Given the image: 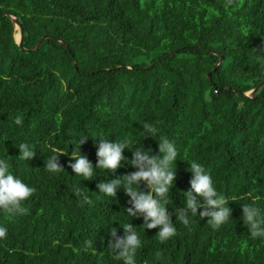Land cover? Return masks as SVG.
<instances>
[{
	"label": "trees",
	"instance_id": "1",
	"mask_svg": "<svg viewBox=\"0 0 264 264\" xmlns=\"http://www.w3.org/2000/svg\"><path fill=\"white\" fill-rule=\"evenodd\" d=\"M11 15L24 27L27 49L49 36L39 50L20 47ZM214 51L224 55L217 70ZM263 80L264 0H0V158L35 189L25 214L0 212L8 228L0 264H120L108 234L111 227L123 234L129 197L123 188L114 197L97 192L104 171L91 180L74 176L70 153L84 135L79 150L93 165L97 136L144 143L156 155L158 141L143 140L144 122L180 154L169 211L183 207L188 161L205 166L233 201L220 228L207 217L177 222L165 242L155 228L144 232L142 217L132 218L142 239L136 264H264V239L252 238L241 219L242 203L264 208V86L246 94ZM22 142L36 148L28 162L18 157ZM54 153L59 173L44 168ZM135 170L123 166L107 178Z\"/></svg>",
	"mask_w": 264,
	"mask_h": 264
},
{
	"label": "clouds",
	"instance_id": "2",
	"mask_svg": "<svg viewBox=\"0 0 264 264\" xmlns=\"http://www.w3.org/2000/svg\"><path fill=\"white\" fill-rule=\"evenodd\" d=\"M14 124L21 126L23 116L17 114ZM143 140L151 137L158 141V154L153 155L150 147L144 143L132 146L129 139L98 138L96 150L97 162L95 165L79 150V145L84 142V135L77 137L76 151H71L69 167L74 176L91 180L97 177L98 171L107 173L106 179L97 183L98 193L107 197H114L119 188H123L129 197L128 206L124 207L128 220L119 223L123 234H118L116 227H111L108 234L107 248L113 259L120 264H136V256L142 247L141 234L136 225L130 222L132 218L142 217L145 229H157L156 237L160 242H165L177 234L176 223L190 226L193 219L207 217V224L216 230L228 222L232 217L229 200L221 195L215 186L211 172L202 164L195 161L189 162V171L192 176L187 190H181L183 207L172 208L169 193L175 185L176 161L179 151L175 143L159 135L157 126L150 122L141 125ZM18 157L24 161L31 160L36 153V148L28 142L19 143ZM150 148V151L145 149ZM125 150L131 151V157L125 155ZM59 154L54 153L45 158L44 168L49 173H59L64 167L59 162ZM180 159V158H179ZM123 166H131L136 170L127 174L109 177V173ZM146 186V190L141 185ZM35 192L20 176L16 175L7 159L0 158V212L6 213L9 218L21 216L26 213L25 202ZM77 197L84 202H89V196L78 185L74 186ZM241 219L252 238L264 239V208L254 200L251 203H242ZM175 217L173 220L172 217ZM8 228L0 225V239L6 238ZM86 246L91 247L92 241H86ZM159 255V253H157Z\"/></svg>",
	"mask_w": 264,
	"mask_h": 264
},
{
	"label": "water",
	"instance_id": "3",
	"mask_svg": "<svg viewBox=\"0 0 264 264\" xmlns=\"http://www.w3.org/2000/svg\"><path fill=\"white\" fill-rule=\"evenodd\" d=\"M11 18L16 26L17 29V33L16 35V40L18 42V44L20 45V47H22V49L26 50V51H37L39 50V48L41 47L43 41L48 38V35L43 36V38L36 44V46L32 49H27L24 46V37H25V31H24V27L22 25V23L20 22L19 18L17 16H13L11 15ZM61 44L65 45L66 47H68V45L64 42V41H60ZM216 54H218L220 56L219 61L217 62V64L214 67V70H217L219 68V66L223 63L224 61V55H222L220 52L218 51H214ZM171 55L173 54V52L170 53ZM75 65H77V62H74ZM119 68L121 66H118ZM149 67H152V65H149ZM211 72L209 73V77H211ZM264 86V80L259 83L255 88L249 90L246 94L250 97H255V95L257 94V92Z\"/></svg>",
	"mask_w": 264,
	"mask_h": 264
}]
</instances>
